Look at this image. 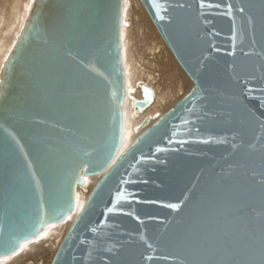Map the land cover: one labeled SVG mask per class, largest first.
<instances>
[{"label":"water","instance_id":"95a60500","mask_svg":"<svg viewBox=\"0 0 264 264\" xmlns=\"http://www.w3.org/2000/svg\"><path fill=\"white\" fill-rule=\"evenodd\" d=\"M140 1L193 87L118 155L124 0H36L0 83V257L83 172L51 264H264V0Z\"/></svg>","mask_w":264,"mask_h":264},{"label":"bare ground","instance_id":"6f19581e","mask_svg":"<svg viewBox=\"0 0 264 264\" xmlns=\"http://www.w3.org/2000/svg\"><path fill=\"white\" fill-rule=\"evenodd\" d=\"M35 2L36 0H0V83L4 65L15 47ZM134 4H136V8L141 9L143 13V15H141V22L138 26V31L143 27L147 31L146 34L150 33L152 36L156 35L158 40L157 43H155L154 40H151L152 42L149 51L153 61H148V66L146 68L144 67L146 64L145 60L137 61V59L134 58L132 49H129L126 53L124 51V46L127 44L125 30L129 28L130 32L133 31V29L129 27L126 18L128 17V14L133 15L136 13ZM12 19L14 20L13 22ZM121 24L122 59L125 71L126 92L123 108L122 143L118 155L125 151L127 147H129V145L145 130L142 126L144 121H147L149 125L155 123L193 87L191 79L167 47L140 0H124ZM162 55H164L163 58ZM156 69L161 71V73H155ZM181 77L185 83L186 89L179 95L178 90L180 91L181 89ZM144 87L151 89L153 102L146 109L140 111L134 106V101L142 99V91ZM81 174L84 178L85 184L77 187L74 211L69 213L64 221L53 222L46 225L36 237H32L31 239L22 242L20 248L16 252L0 257V264L7 257L9 261H18L23 256V253L26 252L28 256H31V248L39 246L41 240L42 244H44L53 237V241L50 243L52 254L49 264L52 263L56 252L61 246L79 212L83 208L90 192L103 175V173L84 175L83 172ZM86 178L88 183L87 188L90 190L88 193H85ZM70 216V222L66 223L63 229H56L57 225L66 222ZM36 243L38 244L36 245Z\"/></svg>","mask_w":264,"mask_h":264},{"label":"rangeland","instance_id":"374dc122","mask_svg":"<svg viewBox=\"0 0 264 264\" xmlns=\"http://www.w3.org/2000/svg\"><path fill=\"white\" fill-rule=\"evenodd\" d=\"M136 4H134L135 6ZM136 8V6H135ZM136 13H134L133 15L128 14L127 22L128 25L131 29H133L132 32H130L129 28L125 30V36H126V42L127 44L124 46V51L125 53L129 50L132 49L133 50V55L134 58L137 59V61H141V60H145V68L148 66V61L151 60V62L153 61L152 56L150 54L149 48L151 46V40H154L155 43L158 42L156 35L152 36L149 34H146V30L141 27L140 30L138 31V26L141 22V15H143L141 9H137L135 10ZM14 20L12 19V22ZM146 36H145V34ZM147 37V39H146ZM126 56V54H125ZM164 57V55H162V58ZM167 61V60H165ZM155 73L160 74L161 71L159 70H155ZM168 83V81H167ZM180 85H181V89L180 91L178 90V94H182L183 91H185L186 86L185 83L182 79V77L180 78ZM88 183H87V178H86V190L85 193L90 192L89 188H87ZM71 220V216L68 218V220L64 223H61L59 225H57L56 229H63V227L65 226L66 223H69ZM53 241V237L50 238L49 241L45 242L44 244H42V240L39 243L41 245L39 246H35L33 248L30 249V253H32L31 256L27 255L26 253H23V256L21 257V259H19L18 261H9L8 257L1 262V264H49L50 259H51V254H52V249L50 247V243ZM35 244V243H34ZM38 243H36L37 245ZM29 250V248H28Z\"/></svg>","mask_w":264,"mask_h":264},{"label":"snow or ice","instance_id":"6c2138e0","mask_svg":"<svg viewBox=\"0 0 264 264\" xmlns=\"http://www.w3.org/2000/svg\"><path fill=\"white\" fill-rule=\"evenodd\" d=\"M201 6L203 7V3H202ZM163 18H164V17H159V19H163ZM123 196H124V193H119V194L117 195V200L123 198ZM168 207L175 209V208H178L179 205L172 204V205H168ZM114 210H116V209H115V206H113L112 208H109L107 211H108V212H112V211H114Z\"/></svg>","mask_w":264,"mask_h":264}]
</instances>
